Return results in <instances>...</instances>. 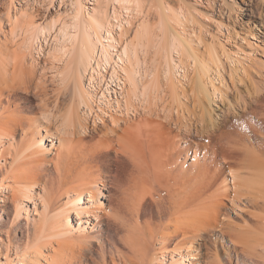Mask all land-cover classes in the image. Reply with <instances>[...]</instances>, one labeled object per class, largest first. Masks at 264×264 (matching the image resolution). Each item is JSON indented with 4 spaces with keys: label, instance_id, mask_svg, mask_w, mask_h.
Here are the masks:
<instances>
[{
    "label": "bare ground",
    "instance_id": "6f19581e",
    "mask_svg": "<svg viewBox=\"0 0 264 264\" xmlns=\"http://www.w3.org/2000/svg\"><path fill=\"white\" fill-rule=\"evenodd\" d=\"M15 1L6 15L0 13V199L14 207L6 239L0 227V264H32L45 250L48 264H222L218 253L204 258L195 247L211 231L234 250L227 253L230 264H264V46L247 50L242 35L228 50L235 30L222 19L223 55L216 36L205 43L200 31L205 58L165 17L161 34L139 24L124 41L119 35L134 22L124 17L143 12L142 0H112V10L94 0L92 11L76 0L70 22L60 20L59 8V16L43 23L36 20L35 4L23 8L17 6L23 0ZM52 29L55 44L46 39L57 63L53 74L65 88L72 82L70 106L63 110L60 88L52 105L37 82L38 109L29 113L16 103L15 92L33 90L25 78L29 42ZM150 45L166 50L169 58L175 48L183 64L190 58L191 75L185 62L179 86L172 62L164 59L165 78L157 72L139 80L140 50ZM137 91L144 95L143 108L133 104ZM162 92L172 102L160 107ZM107 105L116 113H108ZM122 109L125 119L117 114ZM90 117L94 124L108 117L110 137L79 153L71 138L87 133ZM122 120L129 122L125 135L118 134ZM112 150L115 159L109 163ZM112 186L120 191L116 197ZM148 196L156 201L155 213L144 210ZM252 208L262 211L250 215L253 226L234 223V214ZM22 218L28 224L23 247L11 234Z\"/></svg>",
    "mask_w": 264,
    "mask_h": 264
},
{
    "label": "rangeland",
    "instance_id": "374dc122",
    "mask_svg": "<svg viewBox=\"0 0 264 264\" xmlns=\"http://www.w3.org/2000/svg\"><path fill=\"white\" fill-rule=\"evenodd\" d=\"M23 1H21V4H17V6L26 8L27 6L31 7V4H32V6H34V4H35L34 8L36 7V10L34 9L35 10L34 14H35V17L37 16L36 20L38 22L40 21L39 23H43L45 20L46 21L47 20L50 21V18L52 19L53 17H57L56 16V14H57L56 12H57V10H59V8H60V10H62L61 11L62 13L64 12L63 14H61L63 16H60V20H64L65 19V21L67 20V21L70 22V20L72 19V16H71V14L73 12L72 9H74L73 5L74 4L76 5V2H77L76 0H63V1H61V0H46V1L45 0H36V1L35 0H29L30 2L27 1V0H25V2H23ZM83 1H84V4L86 5V7H89V11L95 5V4H92L94 2V0H83ZM107 1H108V3H107ZM14 2L16 3L15 0H14ZM101 2L103 4H106L107 8L109 7L110 10H112V7H114V3H113L112 0H101ZM143 2H144V4H143ZM146 2H147V4H146ZM0 4H1L0 5V13L2 14V16H4L8 12L10 0H2V2ZM125 5L129 6L128 4H125ZM125 5H122V6L124 7ZM160 5H161L162 8L160 7ZM131 7L132 6H130V8ZM142 7H144L143 8V12L141 11L142 13L140 12L139 14L135 13L134 18H133V16L128 17L125 14V16L127 18L124 17V19H125L124 21H127V19L129 18L128 20L131 19V22H132V20L134 22L131 23L132 25L129 28L127 27V30L125 28V30H124L125 33L124 34L119 35L120 37H122L124 35L123 37H125V38L122 37L124 41L130 40L132 37H134L133 36V35H135V31L134 30H136L137 27H139V24L141 25V24H145L146 23L145 25H149V26H151L153 28L152 32H154L155 35H156V33L161 34L160 33L161 32L160 24H161V21L165 17V19L166 20L168 19L167 21L170 24H172V26L177 30V32L179 34H181L182 37L187 39V41H191L190 43H192V45L194 44L193 46L195 47L196 51L198 53L202 54V56H205V58L206 57L208 58V49L206 48V45L204 46L203 42H202L203 45H202V43L201 44L199 43V41L201 40L200 31H202L204 33L203 35L205 37L203 36V39L205 38L204 39L205 43H209L210 42V41L208 42V39L212 40L211 39L212 35H213L212 38H214L216 36V38H215V42L216 43L215 44H217L216 46H217L218 50L220 49L219 52H221L222 55H223L225 50L221 47L222 44L220 43L221 42L220 40H222L224 38V37H222L221 32H222V30L225 31V29H224L223 25H219L218 24V21L220 19H222L224 25L225 24H230L232 26L233 30H235L233 37L229 41L230 45L229 44L226 45L227 46L226 48L229 47L228 50L230 49V47L231 48L233 47V49H234V47L236 46V41L238 43H241L239 41H240L242 35H247L246 39L248 40L247 42H244L242 44L243 48H245L247 50H250V48H256L255 46H257V44L261 45V46H264V42L260 41V39H264V37H263L264 36V34H263L264 33V29H262V28L260 29L261 23L264 24V0H161V1L160 0H142ZM155 7H156V9H154ZM163 7L166 8V9H164ZM67 11L69 12V14H68ZM186 11H187V13H186ZM166 14L168 15L167 18H166ZM181 14H182V16H181ZM68 15H70L71 18L69 17L67 19ZM195 16H196V18H195ZM176 17L179 18V19L177 20ZM135 18H137V19H135ZM174 19H175V21H174ZM107 20L105 21V23L109 22ZM109 20L111 22L113 21L112 19H109ZM142 20H143V23H142ZM202 23H204V24L201 25ZM184 25H185L186 28L184 27ZM4 28L8 29V26L6 24H4ZM196 28H197V30H196ZM128 30H129V32H128ZM185 30H186V32H185ZM115 31H117L116 28H115ZM48 33H49L48 36H44L43 34H40V32H38V36L34 37L36 35L35 34L32 37V39L30 40V42H29V44H30L29 47L31 49H30V51L28 53L29 55H28V59H27V62H26L28 64L27 67H28L29 74L27 73L25 78H27L26 80H29L32 83L31 84V85H33V87H32L33 90H31L32 92L30 91L28 93L25 90L23 92L22 89H18L15 92L16 103H19V105H21L24 108H26L27 112H29V113H31L30 111H34V109H35V111L38 109L37 103L39 101V98H37V96L34 95V91L37 90V89H35L37 82H40V86H39L40 90H41V88L47 89L48 97H49L52 105L55 104V101H56V98H57V89L60 88L61 91H62V94H61L62 99H61V101H63V102H61V105H62L63 108L65 107L63 110L67 109V107L70 106V99L69 98H70V94H71V90H72L71 87H73V84H72V82H70V83L67 82V85H66L67 89H66L64 86H62L60 84L58 77L53 74V71L55 70L54 68L56 67L55 65H57V63H54L50 52H48L49 48H48V45H47V39L46 38H48V41L52 45H54L55 44L53 42L54 39H52V38H55L54 35H56V33H55V30L53 31V29H52V31L50 30ZM252 33L255 34V35H252ZM158 34H157V36H158ZM258 35H261L262 37L260 36V38H258V40H257L256 38L258 37ZM187 36H188V38H187ZM193 36H194V38H193ZM253 36H255V39L252 38ZM56 37H58V36H56ZM190 38H191V40H190ZM1 39H3V38H1ZM54 41H56V40H54ZM249 42H253L254 45L249 46ZM198 43H199V45H198ZM41 44L43 45V48H41ZM49 46H50V44H49ZM150 46H152V47H150ZM150 46H147V47L145 46V47H143L144 50H140V56L142 57L141 58L142 61L140 62V64L142 66L139 65L136 68L137 78H139V80L141 79V81H145V78H146V80L149 77L150 78H154L151 75H152V73L153 74L155 73L154 75H156V74L158 75L157 72H159V74H161V75H159L160 78H165L166 69L168 68L167 62L169 61L168 62L169 64H171V62L173 64L172 65L173 67L170 65L171 70H173L172 71L173 78H175V80L177 81V83L180 86L182 81H183V78L185 77L184 76V71H183V68H184L183 66L184 65L186 66V64L191 66V59L190 58L188 59V57L185 56V61H184V64H183L182 62L177 60L180 57V52L177 51L175 48L174 49H170V51H173V52H170V54H171L170 57L172 56L173 58L172 57L169 58V56L168 57L165 56L166 50H164L163 48L162 49L158 48V47H156V45H150ZM197 46H198V48H197ZM32 49H34V50H32ZM159 51H160V53H159ZM162 54H163V56H161ZM164 59L167 60L166 63H165L166 60H164ZM185 62H186V64H185ZM142 63H144V64H142ZM149 64H150V66H149ZM9 69H10V71H12L13 67L10 66ZM193 70L194 69L192 67V69L189 72L190 75L193 72ZM30 72H32V74H30ZM148 74H149V76H148ZM86 76L87 75H85L84 77L86 78ZM31 78H34V79L32 80ZM56 78H57V80H56ZM85 78H84V82H86ZM29 81H27L28 82L27 84H30ZM106 81H107V78H106ZM41 82H42V84H41ZM42 85H43V87H42ZM105 85H104V87H105ZM85 89H88L87 92L91 91L89 88H85ZM126 92H128V91L126 90ZM127 95H128V93H127ZM141 95H143V94H141L140 92L137 91V94L134 95L135 97L134 96L132 97V101L134 102L133 104L135 106H137L138 108L139 107L143 108V106L141 104L144 103V101H143L144 95L143 96H141ZM159 96L160 97L163 96L161 101L158 100L159 101L158 105L160 107H162L163 104H167V103L172 102L171 98L170 99L169 98H164V93L160 94ZM108 106L109 105H107L108 113H111V111L113 113H116L112 109L113 108L112 106H110V108ZM79 110H80L79 112L81 113V109L80 108H79ZM122 111H123V109H122ZM122 111H120V112L118 111L117 114L120 115V118L124 117V119H125L126 115H124V111L123 112ZM106 118H107L106 119V123L97 122L96 124H94L93 118L90 117V119L88 121L90 129L88 128L87 133H84L83 131H80L79 132L80 135L79 134L78 135H73V137L71 139H72V142H73L72 144L77 142L74 145V147L76 146L75 147L76 151L81 153L84 150L85 147H89L92 143L93 144H94V142L97 143L98 141H100V139L101 140L102 139L103 140L109 139L110 136H108V134L106 135V132L109 133L108 131H110V128L112 127V125H111L112 123L110 122L108 117H106ZM136 119L139 120V118H137V117L134 118L133 120L137 121ZM133 120L131 122H134ZM128 123L129 122H125V120L121 121L120 129L118 128V134H120V135L121 134H123V135L128 134V133H124L125 131H127V129H124V128L128 127ZM80 136H81V139H80ZM87 145H89V146H87ZM112 151L108 152V155H107V158H106V160L108 159L107 161L110 160L109 163H113V161L115 159V153H114V151L113 152ZM112 158H114V159H112ZM129 166L131 167L130 164H129ZM125 174L128 175V173H125ZM111 190H112V193H114L115 197L120 192L114 186L111 187ZM4 193H6V192H4ZM2 196L3 195H0V198H2ZM147 198L148 199H146L145 202H144V210L146 212H148V214H150L152 212L155 213L156 212V201H154L152 198H150V196H148ZM107 201L111 202V200H108V199H107ZM114 202H115V199L113 200V203ZM252 211H254V212H252ZM13 212H14V207H13L12 202L10 200L4 201V200L0 199V223H1V221H5L6 220L5 225L0 226L1 229H2L1 230L2 234L1 235H2V237L4 239H6L7 234H8L7 222L11 219V217L13 215ZM256 212L262 213L261 210H256V209L252 208L251 211L248 212L250 214H248V213L247 214L246 213L245 214L244 213L243 214H237V215L234 214L232 216V219H233L234 223H237L238 225H242V226L250 225V226H253L254 223H253L252 218H250V217H252L250 215L253 214V213H256ZM105 220L108 221V217H105ZM27 225H28L27 221L24 218H22L15 225L14 229L11 231V234L13 236H15L17 240H19V242H20L22 247L25 246V244H26L25 241L28 238ZM107 227H108L107 229L110 231L111 227L110 226H107ZM217 232L218 231H211V232H208V233H204L203 234V238L199 239V241L195 243V247L198 248L199 253H201V255H203L204 258L207 257V254L215 255L216 253H218V255L220 256L222 264H230V261H229L230 255L228 256L227 253L231 252V254H232V252L234 250H232V247H231V249L228 248V242L225 243V241L222 240V237H219ZM97 248H98V246H96L94 248V250H93L94 255H97ZM238 248H239V246L237 247V249ZM47 252L48 251L45 250L44 254L42 255L43 257L40 256L39 257V259H40L39 261L33 260L34 262H32V264L33 263L34 264H48L47 260H46V256H45ZM231 257H233V256H231ZM231 264H235V261L233 263H231Z\"/></svg>",
    "mask_w": 264,
    "mask_h": 264
}]
</instances>
